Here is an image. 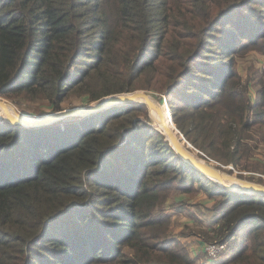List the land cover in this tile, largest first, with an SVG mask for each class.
<instances>
[{"label": "trees", "instance_id": "1", "mask_svg": "<svg viewBox=\"0 0 264 264\" xmlns=\"http://www.w3.org/2000/svg\"><path fill=\"white\" fill-rule=\"evenodd\" d=\"M247 51L263 58L253 97L235 68ZM136 91L164 95L196 149L264 184V0H0V97L53 113ZM153 121L141 103L34 128L0 117V264H207L171 238L161 208L178 191L179 211L214 200L192 205L217 215L192 214L201 243L240 233L218 264H264V196L203 175Z\"/></svg>", "mask_w": 264, "mask_h": 264}, {"label": "rangeland", "instance_id": "2", "mask_svg": "<svg viewBox=\"0 0 264 264\" xmlns=\"http://www.w3.org/2000/svg\"><path fill=\"white\" fill-rule=\"evenodd\" d=\"M262 60H263V58L258 53L254 52V51L241 52L235 58V63H236L235 68H237V70H238V73L242 79V83L243 84L247 83L248 79L251 80V82L249 84V89H250L249 93L252 95V97L255 94L256 89H257L258 78L260 75V69L262 67V63H261ZM149 94L152 95L151 93H149ZM152 97L156 101H159V102H160V99L163 97V100L161 103H163L165 101H166V103H168L167 98L164 95H161L158 98L154 97L153 95H152ZM4 100L6 102H8L9 104H11L15 109H17V111L19 113L30 115L28 117L36 118L37 116L41 117V116H44L46 114L52 113L50 107L48 106V104L46 102H28V103H25L23 107H19L14 102H12L10 100H7V99H4ZM252 100H253L252 102H254V98ZM94 103H96V102H94ZM94 103H91V104L85 103V104L86 105H93ZM81 105L82 104H81L80 100L73 99L72 101L65 102L62 106V108H63L62 110H66V109L74 108V107H81ZM111 108H113V107H111ZM111 108H109V109H111ZM168 109L170 110L169 106H168ZM56 112H58V111H56ZM169 113H170L171 120L174 124L171 111H169ZM0 117L4 118V115L0 113ZM152 121H153V119H152ZM154 125H155V123L153 121V126ZM174 126H175V124H174ZM162 127H163L164 132L166 133L164 125ZM175 128L177 129L176 126H175ZM260 135L261 134H258L255 138H259ZM192 151L194 152V154L198 158L203 159L209 163H213L214 165L218 164V162L216 163V161L210 159L209 157H206L205 155L198 153L196 150L192 149ZM252 155H257L259 158H261L264 155V147L260 146L257 151L254 150L252 152ZM246 163L247 162H242L241 168H243V166ZM218 166H219V164H218ZM231 166L232 165H227V167H231ZM235 171H237V170H235ZM242 173L247 174V175H245V177L254 176L255 178H257L258 176H260L258 173H254V172L242 171ZM179 192L180 191L173 193L171 195V198L161 208L163 210L165 209L168 214H171V217H172V219H171L172 225L170 228L171 238H175L176 240L180 241L183 245H186L189 248V250L191 251V253L193 254V256H195L200 263H207V264H216L217 263L218 264V263H221V262L229 259L232 256V254L234 253V251H235L234 249L237 248V244H238L237 242L239 241V238L241 237L240 233L238 234L237 239H234L232 241L225 243L227 250H226L225 254L223 255V257H221L220 259H218L216 261L209 260L208 256L206 255V253L204 251V246H205V244H210V242L201 243V241H199V239L197 237L191 236L190 233H192L193 228H194V230L196 229V224L194 223L195 216L197 218H203L204 222H205L204 224L208 225L209 219L212 216H217V215L205 213V212L201 211L200 209H197L195 206H192V205L197 204L198 202H202V203H206L208 207H211L214 204V200H212V201L209 200L205 196V194L191 195L190 201L188 202L191 206L188 207V209H184L183 211H179L177 209H173V207H172V206H174L173 204L176 203V200H178L177 198L179 196H187V195H183V193L181 195V193H179ZM192 214H195V216H193Z\"/></svg>", "mask_w": 264, "mask_h": 264}, {"label": "water", "instance_id": "3", "mask_svg": "<svg viewBox=\"0 0 264 264\" xmlns=\"http://www.w3.org/2000/svg\"><path fill=\"white\" fill-rule=\"evenodd\" d=\"M129 103H141L146 105L149 109L150 115L152 116V113H155L159 116L161 122H164L165 124V109L168 110V104L166 101L163 103L156 101L152 95L145 91L112 95L101 99L93 105L69 108L46 114L39 118L24 117L26 114L22 113H17L16 116L12 115L8 111V106L11 104L0 97V108L4 112L5 121L12 125L19 124L27 128L56 124L66 118L85 117L117 105ZM165 135L184 162L190 164L203 175L207 176L214 182H217L222 187L234 192L264 196V184L238 177V172L235 171L233 167L218 166V164L214 165L213 163L198 158L192 149L178 138L175 128L172 130L170 127H167ZM226 169H231L234 173H230ZM244 175L247 174L244 173Z\"/></svg>", "mask_w": 264, "mask_h": 264}, {"label": "built area", "instance_id": "4", "mask_svg": "<svg viewBox=\"0 0 264 264\" xmlns=\"http://www.w3.org/2000/svg\"><path fill=\"white\" fill-rule=\"evenodd\" d=\"M176 135L178 138L187 146H189L191 149L196 150L198 153L204 155L200 150L196 149L182 134V132L175 128ZM217 163V162H216ZM219 164V163H218ZM220 166H223L222 164H219ZM232 167V166H231ZM227 250L226 244H220V243H210L205 244L204 251L206 255L208 256L209 260H218L225 254Z\"/></svg>", "mask_w": 264, "mask_h": 264}, {"label": "bare ground", "instance_id": "5", "mask_svg": "<svg viewBox=\"0 0 264 264\" xmlns=\"http://www.w3.org/2000/svg\"><path fill=\"white\" fill-rule=\"evenodd\" d=\"M8 111L12 114V115H14V116H16L17 115V113H19L18 111H17V109H15L13 106H8ZM170 111V110H169ZM0 113L1 114H3L4 115V112H3V110L0 108ZM29 115H24V117H28ZM40 116H37L36 118H39ZM152 119L158 124V126H160L161 128H163L162 126L164 125V128H165V131H166V128L167 127H170L172 130H173V128H172V125H171V122H170V119H169V115L165 112V124H164V122H161V120H160V118H159V116H157L155 113H152ZM28 118H34V117H28ZM165 133V132H164Z\"/></svg>", "mask_w": 264, "mask_h": 264}]
</instances>
